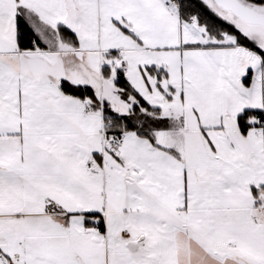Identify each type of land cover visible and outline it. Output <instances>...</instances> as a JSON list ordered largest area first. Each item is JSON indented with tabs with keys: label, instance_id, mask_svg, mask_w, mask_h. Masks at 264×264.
<instances>
[{
	"label": "snow or ice",
	"instance_id": "6c2138e0",
	"mask_svg": "<svg viewBox=\"0 0 264 264\" xmlns=\"http://www.w3.org/2000/svg\"><path fill=\"white\" fill-rule=\"evenodd\" d=\"M0 264H264V0H0Z\"/></svg>",
	"mask_w": 264,
	"mask_h": 264
}]
</instances>
